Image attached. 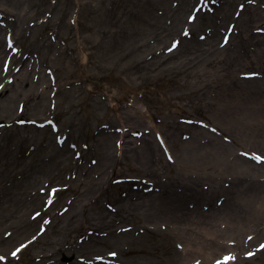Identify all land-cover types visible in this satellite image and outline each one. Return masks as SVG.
<instances>
[{"label": "rangeland", "instance_id": "1", "mask_svg": "<svg viewBox=\"0 0 264 264\" xmlns=\"http://www.w3.org/2000/svg\"><path fill=\"white\" fill-rule=\"evenodd\" d=\"M252 1L36 0L37 17L45 14L48 20L43 28L22 11L0 12V41L17 56L11 72L0 61L9 93L19 86L16 76L23 64L31 61L41 69L28 74L35 90L11 104L0 103V264H181L186 244L177 225L171 226L165 214L161 223L143 226L142 212L129 217L119 202L142 183L145 192L163 200L162 215L167 207L172 211L164 202L187 185L186 193L204 200L207 210L210 201L223 204L222 191L238 187L236 177L244 168L249 173L264 165L253 158L264 154V140L244 138L235 124L241 118L223 113L248 82L262 76L234 60L239 44L251 56L264 52V24L252 23L251 35L245 23L254 16L248 8ZM14 19L22 24V34L20 28L6 34ZM8 35L14 44L7 42ZM49 82L58 85L43 91ZM124 123L131 132L122 138ZM201 134L220 144L218 151L216 144L212 147L220 159L211 155L197 168L181 163L191 159ZM146 143L151 144L149 160ZM115 157L121 159L120 172H114ZM238 158L248 163L231 166ZM99 169L105 174L97 181L96 196L86 202L87 213L93 222L112 219L114 230L92 237L76 230L69 235L76 243L64 240L53 249L75 208L71 199L83 174ZM45 187L70 188L71 196H59L51 208L65 207L62 214L39 216L46 199L35 191ZM249 237L248 244L253 243L241 251L258 259L248 264H264L259 250L264 235ZM36 238L39 243L22 247ZM18 248L16 258L10 257ZM72 256L74 261L64 263ZM198 256L192 260L200 261Z\"/></svg>", "mask_w": 264, "mask_h": 264}, {"label": "bare ground", "instance_id": "2", "mask_svg": "<svg viewBox=\"0 0 264 264\" xmlns=\"http://www.w3.org/2000/svg\"><path fill=\"white\" fill-rule=\"evenodd\" d=\"M35 1L36 0H0V12L1 14H8L10 10H17L16 12L22 11L24 16L31 20V24L42 26V28L46 27L48 24V20L45 19L46 15L44 14L41 18L37 17L40 12L38 9L40 8L37 9ZM252 2V7L249 6L248 8L254 13V16L250 17L249 20L245 22L249 34H251L249 28L252 23H257L256 26L264 24V15L260 14L262 12L261 10H264V0H253ZM36 10H38L36 15H32L31 13H35ZM17 23L15 19L12 20L11 23H9L6 34L11 33V29L14 31V29L19 28L22 34V24L18 25ZM1 32H3L2 28L0 30V33ZM253 32L254 29L252 34H254ZM260 54L262 55L261 57H258V55L251 56L243 52L241 44L237 45L234 60L245 62L242 66L243 68H256L259 72H262V74H260L262 76L253 79L252 83L248 82L247 84L251 86L245 85V93L243 95H241V93V96H239L233 104L231 103L230 107L227 108L226 111H223V113L226 116L228 114L235 118H241L235 119V124H239L238 128L241 130L244 138H248L249 136L250 138H262L264 140V52L261 51ZM14 58H17V56L10 53L8 46H4L0 41V61L4 59L8 68L10 67V72L12 71L13 64L16 63ZM23 65H25L23 72H20L16 76H19V86H17L18 88L16 90L11 91V94L9 93L10 84H5V78L9 77H5L7 75H4V72L0 74V80L3 81V86L0 88L1 104L5 103L7 105L11 104L12 100L18 101L25 96L29 90L36 89L34 85H31L28 74L32 73V71L38 72L41 69L35 68L36 66H34V63L31 61ZM57 85L58 84L49 82L43 91H48L50 87H56ZM25 87H27V89H25ZM138 113L139 109L136 111V114ZM128 126L129 125L124 123L121 127L122 138H125V136L127 137L129 135L128 133L131 132V128ZM202 135L206 138H203ZM199 138L201 142L198 141ZM196 139V145L191 148V159L186 161L181 160V163L187 165L191 164L192 167L197 168L203 166V163H198V161L205 160L204 163H206V160L209 159L211 155L214 159H220L219 156L215 155L216 152H214V148L212 149L215 144L217 145V151L221 149L220 144L214 138L201 134L197 135ZM59 140L58 143L60 144V142H62V137H60ZM146 150L147 153H145V157L149 160V156L151 155L150 143H146ZM122 151L125 153L124 150ZM133 151L138 153L137 147L133 148ZM187 156L188 154H183V158ZM259 157L264 158V154L259 153ZM120 163L121 159L115 157L114 172L117 170L116 167ZM247 163L248 160L246 161L243 158H238V161L234 159L231 166ZM149 168L150 161L147 170H149ZM247 168H244V171H241V175L236 177L238 183H235V187L238 186L237 188L222 191L226 194L222 202L223 204H219L218 206V204H214L210 201L207 210L203 208L204 200L189 196L186 193L188 186L184 185L182 186V194L180 196H177V198H174L171 202H164L166 205H171L172 211H169L167 207L166 212L160 215L158 213V208L163 200H157L156 195L152 192H145L142 187H146L142 183H140L137 190L134 189L128 192L127 196H125L126 198L119 202V208L121 212L124 211L129 217H136V215L138 216V212H142V215L146 218L141 221L143 226H147L149 223H161L162 221L160 218L166 214L165 217H168V222H170V224L173 223L171 226L177 225V234L181 238V242L186 244L184 249L182 248L183 252L179 254L182 260L181 264H217V261H224L225 257L230 255L234 256L235 260L228 262V264H248V261L254 262V260H257L258 256L255 254L251 259H248V251L242 253L241 250L248 249L254 241L248 244L247 237L249 235L251 237L252 235L255 237L264 235V165H259V167L255 169L249 168V173L246 171ZM147 170L145 168V170L142 171L144 174H148L149 172ZM97 172H95V170L93 172L86 171L83 174L82 178H84V180L81 181L79 188H76L73 193V196L76 198L71 199L73 200L72 203H75V208L72 209L73 212L62 226L61 231H64V234L53 243L54 245L52 244L53 249H56V246L59 247L64 240H68L72 244L76 243L74 239L69 236L76 230L82 235H90V237L106 232L111 233L114 230L116 223L112 219L100 218L98 219L99 221L93 222L89 220L88 217L87 206H89V203L87 205L86 202L92 201L93 197L96 196V187L99 186L97 181L105 174H103V172L101 173V171L100 173ZM116 172L120 171L117 170ZM156 191H159L158 188L155 189V192ZM177 192L179 191L177 190ZM216 192H219L217 188ZM35 193L39 199L41 196L38 194H41L43 200L47 199L46 201H49L48 205L41 211V215L45 216L62 214L65 207L59 208L57 211H52L51 208L59 199V196H66V198L71 196L70 188L68 187L56 189L53 193L45 187L36 190ZM169 212H172V214H169ZM79 218L81 219V222H79L80 224L75 225V222ZM38 240L39 238H36L34 241H31L28 247L36 244V242L39 243ZM213 245L216 247L211 248ZM207 246L208 248H206ZM211 249L217 252L211 253ZM225 250L227 253L222 254ZM195 255H199L200 261H198V259L192 260ZM218 255H220L219 258L217 257ZM42 257L48 258L50 256L43 255Z\"/></svg>", "mask_w": 264, "mask_h": 264}, {"label": "snow or ice", "instance_id": "3", "mask_svg": "<svg viewBox=\"0 0 264 264\" xmlns=\"http://www.w3.org/2000/svg\"><path fill=\"white\" fill-rule=\"evenodd\" d=\"M213 2H215V0H213ZM194 19V18H193ZM185 35H188L187 32L184 33ZM227 39L225 40V44L227 43ZM177 45L174 43L173 44V48H175ZM171 50V49H170ZM213 131H215V129H213ZM254 159H256L258 162H261V163H264V158H261V157H253ZM249 239H251V237H249ZM22 247H27V245H24ZM260 251H264V245H261L260 246ZM21 251V249H17L15 252L12 253V255L15 257L19 254V252ZM113 256H115V253H112ZM255 255L254 252H249L247 254L248 258L251 259L253 256ZM0 260H3V257H0ZM235 260V257L234 256H227L225 257V260L224 261H217V264H228V262H231V261H234Z\"/></svg>", "mask_w": 264, "mask_h": 264}]
</instances>
